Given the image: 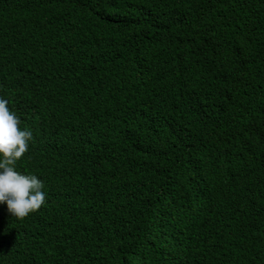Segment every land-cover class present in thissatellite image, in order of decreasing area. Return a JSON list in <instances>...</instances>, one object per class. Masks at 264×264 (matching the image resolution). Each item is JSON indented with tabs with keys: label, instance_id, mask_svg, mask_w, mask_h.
<instances>
[{
	"label": "trees",
	"instance_id": "1",
	"mask_svg": "<svg viewBox=\"0 0 264 264\" xmlns=\"http://www.w3.org/2000/svg\"><path fill=\"white\" fill-rule=\"evenodd\" d=\"M0 264H264V0H0Z\"/></svg>",
	"mask_w": 264,
	"mask_h": 264
}]
</instances>
